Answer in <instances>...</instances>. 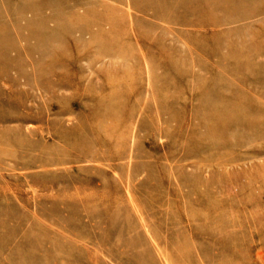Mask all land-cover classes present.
<instances>
[{
	"label": "rangeland",
	"instance_id": "1",
	"mask_svg": "<svg viewBox=\"0 0 264 264\" xmlns=\"http://www.w3.org/2000/svg\"><path fill=\"white\" fill-rule=\"evenodd\" d=\"M0 264H264V0H0Z\"/></svg>",
	"mask_w": 264,
	"mask_h": 264
}]
</instances>
